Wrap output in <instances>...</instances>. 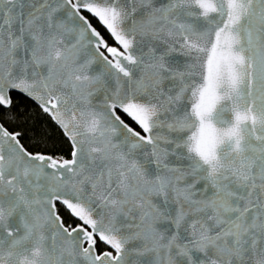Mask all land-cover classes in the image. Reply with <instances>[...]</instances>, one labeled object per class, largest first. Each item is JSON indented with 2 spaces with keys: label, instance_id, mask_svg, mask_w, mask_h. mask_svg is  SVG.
<instances>
[{
  "label": "snow or ice",
  "instance_id": "snow-or-ice-1",
  "mask_svg": "<svg viewBox=\"0 0 264 264\" xmlns=\"http://www.w3.org/2000/svg\"><path fill=\"white\" fill-rule=\"evenodd\" d=\"M10 91L70 159L0 123V264H264V0H0Z\"/></svg>",
  "mask_w": 264,
  "mask_h": 264
},
{
  "label": "trees",
  "instance_id": "trees-1",
  "mask_svg": "<svg viewBox=\"0 0 264 264\" xmlns=\"http://www.w3.org/2000/svg\"><path fill=\"white\" fill-rule=\"evenodd\" d=\"M88 19L105 36V39H108L106 30L92 17L88 16ZM0 122L4 123L10 132L20 133V142L27 151L33 154H55L54 158L57 159L70 158V143L63 132L48 115L27 98L12 94L11 107L4 109L0 106ZM132 126L135 127V125ZM136 130L139 129L136 128ZM59 207L60 205L57 204V208Z\"/></svg>",
  "mask_w": 264,
  "mask_h": 264
},
{
  "label": "water",
  "instance_id": "water-1",
  "mask_svg": "<svg viewBox=\"0 0 264 264\" xmlns=\"http://www.w3.org/2000/svg\"><path fill=\"white\" fill-rule=\"evenodd\" d=\"M162 2H164V0H156V3H157V5L159 4V3H162ZM88 15V14H87ZM139 15V14H138ZM88 16H90V15H88ZM91 17V16H90ZM93 19H95L94 17H92ZM96 20V19H95ZM90 21V20H89ZM98 23H99V25L104 29V27H103V25L98 21V20H96ZM93 26V25H92ZM94 27V26H93ZM95 28V27H94ZM97 30V29H96ZM105 30V29H104ZM97 31H99V30H97ZM102 35V34H101ZM143 46V45H142ZM98 70H100V66L99 65H97V64H94V65H92L91 66V68L89 69V72L90 73H94V72H96V71H98ZM167 81H165V85H167ZM12 94H19V95H21V96H23V97H25V98H27L28 100H30V101H32L36 106H38V104H37V102L36 101H34L31 97H29V96H27L25 93H22V92H19V91H10L9 92V95H10V97H11V99H12ZM2 107V106H1ZM39 107V106H38ZM3 108V107H2ZM5 109V108H4ZM7 109H9V108H7ZM46 115H48L47 113H45ZM49 116V115H48ZM50 117V116H49ZM51 118V117H50ZM51 120H52V118H51ZM53 121V120H52ZM54 122V124L56 125V126H58L59 128H60V126L59 125H57L56 123H55V121H53ZM1 123V122H0ZM138 128V127H137ZM139 129V128H138ZM60 130L63 132V130L60 128ZM140 130V129H139ZM139 130H137V131H139ZM64 134V133H63ZM143 134V133H142ZM65 136V135H64ZM65 138L68 140V138H67V136H65ZM69 141V140H68ZM70 143V142H69ZM35 155V154H34ZM70 159V158H69ZM59 204V203H58ZM157 227H162V225H157ZM139 244V242L138 241H133L132 243H130L129 245H128V247L129 248H132V247H134V246H137ZM109 250H111V249H109ZM115 254V253H114ZM173 259H176L175 258V256H173ZM131 260H133V261H136V264H145V261H152L153 262V264H157V262H158V264H167V257L164 255V253H160L159 254V256L156 254V253H153V252H149V253H146L144 256H140V257H136L135 255H133L132 257H131Z\"/></svg>",
  "mask_w": 264,
  "mask_h": 264
}]
</instances>
